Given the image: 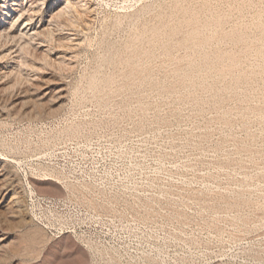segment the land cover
<instances>
[{
  "label": "rangeland",
  "instance_id": "rangeland-1",
  "mask_svg": "<svg viewBox=\"0 0 264 264\" xmlns=\"http://www.w3.org/2000/svg\"><path fill=\"white\" fill-rule=\"evenodd\" d=\"M0 264H264V0H0Z\"/></svg>",
  "mask_w": 264,
  "mask_h": 264
},
{
  "label": "bare ground",
  "instance_id": "bare-ground-1",
  "mask_svg": "<svg viewBox=\"0 0 264 264\" xmlns=\"http://www.w3.org/2000/svg\"><path fill=\"white\" fill-rule=\"evenodd\" d=\"M33 1V0H32ZM89 2V1H88ZM71 3V1H70ZM83 3V2H82ZM72 4V3H71ZM77 6V5H76ZM75 7V6H74ZM79 7V6H78ZM83 7V6H82ZM31 8V7H30ZM71 8V7H70ZM73 8V7H72ZM81 8V7H80ZM85 8V7H84ZM83 9V8H82ZM30 10V9H29ZM28 10V11H29ZM88 11V10H87ZM28 17V16H26ZM21 18V17H20ZM23 19V18H22ZM27 19V18H26ZM30 19V18H29ZM28 19V20H29ZM32 19V18H31ZM30 19V20H31ZM27 20V21H28ZM26 21V22H27ZM28 27V26H27ZM32 30V28H31ZM35 31V30H34ZM24 32V30L22 31ZM38 32V30H37ZM36 32V34H37ZM27 35H32L31 32L29 34L28 31L24 32ZM24 34V35H25ZM40 34V33H39ZM37 36V35H36ZM52 154H48V156H51ZM20 164V163H19ZM41 167V166H39ZM41 172L42 174H40L42 180L43 181H48L50 182H56L57 184L63 186V188L61 187V189L64 191V197H58V198H54V197H48L45 195H39L37 192L30 190L29 193L31 195H36L37 197H40L42 199H46L48 201H51L53 204L55 203H60L63 204V209L64 211L58 210L57 205L55 207H53L52 209L50 208H45L46 211H43V214H41V216L39 217L38 213L35 212L34 208L36 206L33 207V211L32 214L39 218L40 221H42L43 223V228H47V229H55V231L57 230V234H67L64 233L63 230L65 227H68V225L71 226V228H73L74 233L77 231V224L78 225H82L79 223V217L83 216L84 214L82 213V208L79 206H75L73 207V203H69L68 200H72L75 199L76 197H72L74 195L77 196L78 192H81V190H87L90 187V184L87 182H80L77 181V183L72 182L69 177H67L64 173L66 172L67 174H70L72 178H74V175L76 177L81 178V176H79L77 174V172L75 171V169H71L69 166L67 167V164H64V166H60V167H56V168H50V167H42L41 168ZM60 188V187H59ZM78 198V197H77ZM29 214H31V212L29 211V209L27 208ZM44 210V209H43ZM75 216H77V224L75 222ZM34 222V220H32ZM36 222V221H35ZM34 222V223H35ZM82 223V222H81ZM42 228V229H43ZM71 232H68V234ZM55 234V233H54Z\"/></svg>",
  "mask_w": 264,
  "mask_h": 264
},
{
  "label": "built area",
  "instance_id": "built-area-1",
  "mask_svg": "<svg viewBox=\"0 0 264 264\" xmlns=\"http://www.w3.org/2000/svg\"><path fill=\"white\" fill-rule=\"evenodd\" d=\"M64 164L65 163H59L58 165L59 166H64ZM68 167V166H67ZM42 179V178H41ZM43 180H45V179H43ZM60 203H55V204H53L51 201H48V200H46V199H42V198H40V197H37L36 195H31L30 193L28 194V208H29V210H30V212H31V215L33 216V218L36 220V221H38L42 226H43V223H42V221H40V219L39 218H37V217H35L33 214H32V209H33V207L34 206H36L35 208H34V210H35V212L36 213H38V215H39V217L41 216V214H43V211H46L45 210V208H50V209H52L53 207H55L56 205H57V208H58V210H61V211H64V210H62L63 209V204H61V206L59 207L58 205H59ZM44 209V210H43ZM76 226H80V225H76ZM47 229V228H46ZM48 230H50V231H52L53 233H57V230L55 231V229H53V230H51V229H48ZM78 230V229H77ZM63 232L64 233H67L68 234V232H73L74 233V230H73V228H71V226L70 225H68V227H65L64 228V230H63ZM52 233V234H53ZM63 235V234H62Z\"/></svg>",
  "mask_w": 264,
  "mask_h": 264
}]
</instances>
